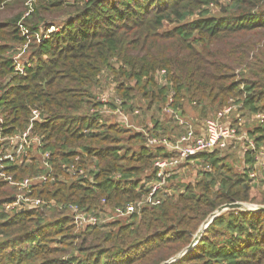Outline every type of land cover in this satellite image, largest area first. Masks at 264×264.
I'll use <instances>...</instances> for the list:
<instances>
[{"label":"trees","instance_id":"obj_1","mask_svg":"<svg viewBox=\"0 0 264 264\" xmlns=\"http://www.w3.org/2000/svg\"><path fill=\"white\" fill-rule=\"evenodd\" d=\"M26 1L0 0V13H13L0 15V129L24 130L40 109L34 132L64 178L33 186L32 196L50 205L10 212L19 188L8 177L20 182L44 170L39 156L0 167V264H161L221 205H264V167L255 168L251 150L228 145L191 157L160 202L133 215L79 229L70 209L104 218L148 196L155 161L169 155L149 137L184 132L177 116L190 120L189 108L204 121L234 104L232 124L256 119L246 132L264 150V0H37L25 17ZM20 24L32 38L23 74L14 60L27 44ZM104 80L116 81L126 112L142 110L154 126L144 121L145 133L102 113L94 92ZM143 105L146 114L171 107L173 115L151 119ZM6 148L0 140V153ZM73 163L86 174L71 171ZM172 264H264V211L221 213Z\"/></svg>","mask_w":264,"mask_h":264},{"label":"built area","instance_id":"obj_2","mask_svg":"<svg viewBox=\"0 0 264 264\" xmlns=\"http://www.w3.org/2000/svg\"><path fill=\"white\" fill-rule=\"evenodd\" d=\"M27 5L30 6V9L25 13V17H27L33 10L31 2H27ZM20 26L25 30L21 24ZM58 29V27L53 26L50 31ZM27 46L28 44L20 46L17 49L24 48L25 50ZM21 55L22 52L18 51L14 56L15 70L17 74H23L26 67L30 65L28 59H21ZM105 83H107L106 80L103 81V86L96 88L94 92L97 100L102 104L101 112L113 119L118 117L121 119V122L128 127L140 131L136 124L137 122L139 124V121L142 118L140 110L137 109L133 112H126V110L123 109L122 99L116 93V84L111 82L107 88H104ZM1 95L2 91L0 90V96ZM233 110H236V106L230 104L224 110L220 111L216 117L207 118L198 128H196L190 120L177 116L179 124L185 129L184 132L171 138L162 135L149 137V145L163 146L169 155L155 161L154 167L158 179L151 184L148 196L128 204L125 208H118L113 216H107L104 218L102 215L96 213H86L82 211L78 205H72L70 209L76 226L79 229H84L88 226L99 225L114 217L133 215L141 211L148 202H160L158 194L167 183V180L184 168L185 163L191 157L200 153L212 151L216 148H225L231 143L237 144L243 138L242 136L246 138L248 143L246 144V151L251 150L252 153L255 154V168H260V166L264 167V150H258L255 142L246 137L247 133L243 135L241 133L242 130L238 126L227 121V117H229ZM167 111L173 114L171 107H167ZM132 116L135 119H133ZM42 119V111L35 108L32 110L29 125L26 129L9 135H3L4 130L3 128L0 129V140L4 141L7 146V148L0 153V167L2 169H5L8 164H16L18 162L19 164H27L33 157L39 156L40 164L44 170L40 175L32 178H25L20 182H14L12 176L8 177V180L16 184L19 188V192L15 196V199L6 205V209L10 212L19 210L25 211L26 209L50 205L49 202L32 196L33 186H43L49 182L59 181L64 178L63 176H56L53 174L54 167L51 162V154L50 152L42 153V148L44 146L43 137L34 132L35 124L41 122ZM2 123H4V118L0 114V124ZM77 167V163H73L70 170L78 169ZM90 168L94 170L95 166ZM63 169H68V166L63 164ZM75 172L78 173V175H85L86 169L80 168ZM257 176L258 171L252 170L250 177L255 179Z\"/></svg>","mask_w":264,"mask_h":264},{"label":"rangeland","instance_id":"obj_3","mask_svg":"<svg viewBox=\"0 0 264 264\" xmlns=\"http://www.w3.org/2000/svg\"><path fill=\"white\" fill-rule=\"evenodd\" d=\"M37 0H27L26 1V4H27V2H31V4H34L35 2H36ZM15 8V7H14ZM6 13H3V11L0 13V15H1V18H5V17H9V16H11L13 13L12 12H10V11H5ZM59 19H62V17H60ZM60 24V23H59ZM56 27H58V28H60V26H56ZM23 30V29H22ZM23 32V35L26 37V41L24 42V43H27L28 44V46H27V48L24 50V48H19L18 50H19V52H22V55H21V59L22 60H25V59H28L27 58V56H26V54H27V50H28V48H29V44L31 43V40H32V38L27 34V31L26 30H23L22 31ZM46 33H49V32H46ZM24 50V51H23ZM108 83V82H107ZM109 84V83H108ZM115 84H117L116 83V81H115ZM108 86L107 85H104V88H107ZM103 90V89H102ZM189 108V107H188ZM140 112L142 113V110H140ZM143 113L148 117V118H151V119H158V120H168V119H166L167 117L169 118L171 115H173V114H171L170 112H168L167 111V108L165 107L163 110H158V108L157 107H155V108H153V110H151L150 112H147V114H146V106L145 105H143ZM195 115H198V113H196V112H194V110H192L191 108H189V110H188V113H187V116L188 117H190L189 119H190V121L191 122H193V124H195V122L197 121V122H199V126L205 121H202L201 119H193L192 120V116H194L195 117ZM154 117V118H153ZM132 118L133 119H135L133 116H132ZM144 118V117H143ZM228 119H227V121H229V122H232V118L229 116V117H227ZM115 119H117V120H120L121 121V119L120 118H115ZM184 119H187V118H184ZM183 119V120H184ZM188 120V119H187ZM144 121L148 124V126H151V127H153L154 126V122L153 121H151V120H146V119H142L141 118V120H140V122H142V124L141 125H139L138 124V122L136 123L137 125H138V127H139V130L140 131H142V132H145L146 133V131H147V128H145V126H144ZM241 121H243V128H241V130H242V134L243 135H245L247 132V128H252L254 125H257V121H256V119H254V118H252V117H250L249 119L248 118H243V119H241ZM162 132V131H161ZM181 132V130H177L176 131V135L178 134V133H180ZM162 136H165V137H169L168 135H166V133H160ZM174 136V134L172 135V136H170V138L171 137H173ZM243 138L237 143V144H234V143H231L230 145H238V146H240L241 147V151H246V148H247V145L246 144H248L247 143V141H246V138L244 137V136H242ZM246 137L249 139V135L247 134L246 135ZM186 171H188V170H186ZM259 173V172H258ZM260 174V173H259ZM261 175H263V174H261ZM183 176H187V173H184V175ZM261 177V176H260ZM264 178V176L261 178V179H263Z\"/></svg>","mask_w":264,"mask_h":264},{"label":"water","instance_id":"obj_4","mask_svg":"<svg viewBox=\"0 0 264 264\" xmlns=\"http://www.w3.org/2000/svg\"><path fill=\"white\" fill-rule=\"evenodd\" d=\"M242 210L247 212H257V211H264V205H257L253 203H246V202H234V203H226L224 205H221L216 209L213 213H211L205 221L201 224L200 228L198 229L197 233L195 234L192 242L188 247L183 249L180 253H178L176 256L170 258L167 261H164L161 264H172L176 262L180 257H182L185 253L190 251L192 248L196 246V244L201 239L204 231L207 229V227L210 225V223L218 217L221 213L227 211V210Z\"/></svg>","mask_w":264,"mask_h":264}]
</instances>
